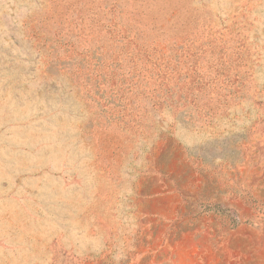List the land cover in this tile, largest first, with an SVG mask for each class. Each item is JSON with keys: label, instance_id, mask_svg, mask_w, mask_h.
I'll return each mask as SVG.
<instances>
[{"label": "rangeland", "instance_id": "1", "mask_svg": "<svg viewBox=\"0 0 264 264\" xmlns=\"http://www.w3.org/2000/svg\"><path fill=\"white\" fill-rule=\"evenodd\" d=\"M0 264H264V0H0Z\"/></svg>", "mask_w": 264, "mask_h": 264}]
</instances>
